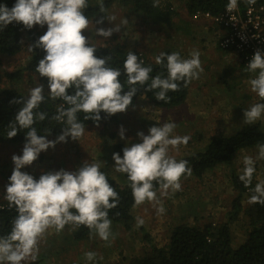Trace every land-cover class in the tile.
<instances>
[{
  "label": "clouds",
  "instance_id": "obj_1",
  "mask_svg": "<svg viewBox=\"0 0 264 264\" xmlns=\"http://www.w3.org/2000/svg\"><path fill=\"white\" fill-rule=\"evenodd\" d=\"M256 2L257 0H244L249 6ZM88 6V0H17L11 9L0 5V31L13 22L22 23L29 30L36 25H47L46 33L27 50L32 53L35 47L46 52L39 61L36 72L48 79L50 98L60 99L68 106L60 105L57 114L52 117L65 126L57 140L50 141L47 136H39L37 129L33 127L37 120L44 121L47 118V113L35 111L45 100L43 85L30 89L27 99L12 101L22 103L23 107L16 115L15 122L9 125L7 137L14 138L23 129L28 131L22 156L12 157L15 167L6 187L5 199L9 202V207H15L18 215L12 222L11 232L0 236V264H28L29 261H36L40 241L49 229L60 233L65 226H71L70 230H75L83 225L90 229L92 235L105 242H109L110 238L115 239V234L111 231L109 211L118 206L119 195L106 174L101 171V162L84 161L75 172L61 169L42 174L39 180L21 169L32 165L42 152L55 148L57 143H66L69 137L72 140L83 137L85 125L78 121V113H85L84 119L93 120L98 127L101 112L113 116L129 109L138 91L137 85L147 84L146 91H154L156 100L167 103L170 91H179L181 83L187 88L204 71L199 50H192L189 58H182L179 52H161L155 58L156 63L166 68L167 76L157 74L150 77L151 66H145L129 50L123 68L129 91L122 94L124 87L119 79L121 70L108 66L111 56L97 58V48L83 35L86 30L89 31L91 23L84 13ZM158 6L159 0H153V7ZM237 8L238 0H229L226 5L229 13ZM99 9L101 13L106 12L102 2ZM105 16L114 27L95 28V35L104 39L110 38L113 33H119L122 25L128 23L127 19H123L117 24L114 23L117 19L115 15ZM206 20L216 26L211 19ZM103 23L104 17L96 21L99 25ZM190 35L191 33H187L183 37ZM246 71L255 74L248 81L251 92L264 101V53L257 50ZM70 89H74L71 95ZM262 115L264 103H253L244 111L243 123L252 125ZM175 128L176 123L167 122L151 127L149 135L139 132L137 135L142 143L125 147L123 158L119 153H114L112 157L115 161L114 170L127 174L135 205L150 203L156 208L158 215L165 212L162 198L167 197L170 191L175 193L181 190V179L192 174L187 160H178L171 154L179 153L180 146L187 145L190 140L189 136L173 135ZM119 134L121 139H125L123 126ZM257 149L255 159L250 155L242 158L243 168L239 179L245 187H253L255 163L257 160H264V144H258ZM252 191L254 194L249 203L264 204V181L258 182ZM136 220L137 227L145 223L141 217ZM226 221L227 219L212 223ZM84 255L91 262L98 254L89 251Z\"/></svg>",
  "mask_w": 264,
  "mask_h": 264
},
{
  "label": "rangeland",
  "instance_id": "obj_2",
  "mask_svg": "<svg viewBox=\"0 0 264 264\" xmlns=\"http://www.w3.org/2000/svg\"><path fill=\"white\" fill-rule=\"evenodd\" d=\"M94 1L97 3L99 0ZM169 3L176 13L173 21H175L176 27L181 29L180 31H175L176 33L174 32L172 35V38L175 39L174 43L176 47L183 45L182 49H185L184 52L186 54L188 52L185 47L188 43L187 49L200 48L206 50L204 52L205 56L209 55L208 53L212 56L213 54L215 55V44L219 39V35L215 31V26L207 24L203 19L195 20L198 21L196 24H199V31H194L193 33L190 30L189 33L194 34L195 37H191L190 35L189 38H184L183 36H186L188 32L183 30V28H191V25L189 26L188 24L190 16L185 2L181 0H159L161 7H166ZM105 15H115L117 19L114 23L118 24L123 19H127L128 23L122 25L119 33H113L110 38L104 39L103 37L95 35V28L103 27L108 29L114 27L113 24L108 22ZM101 17H104L103 25L96 24V21ZM90 22L89 31L86 30L83 35L90 39L92 45L95 47H105L108 43H122L126 45L128 50L136 49L142 54H144L142 51H147L153 59L154 54L151 52L155 47L159 46L163 40L164 43L169 40L158 32L149 31L144 26L142 19L134 18L120 6H114L106 14ZM35 27L43 34L47 31V25L43 27L36 25ZM208 27H211L210 31ZM172 38L171 42L173 40ZM200 39L201 42H199ZM28 47L29 43L26 34H24L22 52L20 54L13 57H6L4 55L0 57V94L6 89H12L28 97L30 89L38 85H43L44 94L50 93L48 84L43 82L38 74L25 71L26 63L32 55V53L28 52ZM209 49H212V51L208 52ZM215 66H218L219 69H216L214 73L223 76L225 72L223 62H218L216 59ZM242 68L245 70L243 66ZM221 69H223L222 72H219ZM19 71L23 72L21 73ZM7 73H19L21 74V80L9 79L6 77ZM243 88V90H240L241 92H235V94H229L226 91H224V94L218 90V94H214V98L207 93L201 94V96L191 94L185 104L171 110L155 109L142 98L130 110L113 115L115 120H110V117L109 120L99 123L98 127L97 125H92L86 128L84 136L79 140H72L69 137L66 143H57L55 148H49L46 152H42L32 165L25 166L21 171L32 176H41L42 174L60 171L61 169L75 172L83 165L84 161H99L102 163V168L108 171L109 175L117 184L124 187L126 183L123 180V174L114 170L115 161L112 157L115 153V147L123 145L125 148L131 144L142 143V140L137 135L139 132L149 135V129L151 127H158L163 123L174 122L176 123V128L174 129L173 135L189 136L190 140L187 145L180 146L179 153L172 152L171 154L180 160L196 152H204V149L214 136L232 135L245 125L242 122L244 119L241 120L240 116L241 114L244 115V111L249 107L250 102H247V100H254L255 103H263L256 94L251 92L250 86L245 85ZM204 89L206 92L207 89H212V87ZM221 94L229 102L224 107L215 111L212 106L217 105L219 99H222ZM246 94L248 95V99L243 97ZM213 99H215V102L211 105L214 101ZM211 100L212 102L210 103ZM230 102H236L233 104H236L237 108L235 109L231 106L232 104ZM215 113L219 115L218 118L222 115L226 121H219L222 124L216 123L217 121L214 123L211 120L208 121L207 117L210 115L215 116ZM262 117L255 123L261 122L264 129V115ZM121 126L125 129V139L120 138ZM59 136H53L47 139L56 141ZM24 145L25 143L12 144L5 140H0L1 207L9 205L5 196L6 187L10 182V177L15 167L12 157L14 155L22 156ZM245 155H250L255 159L258 155V149L242 151L236 155L235 163L239 164V166H233L236 174H242V158ZM255 168L256 171L252 180L253 187H249V192L255 188L258 182L264 181V160H257ZM224 171L226 173L222 174V179L224 178L225 180L215 185V187H211L208 181L202 182L200 186L193 178L191 180L186 177L182 178L181 190L174 193H178L174 196V199L170 192L167 197H164L163 206L168 211L161 215H158L156 208L147 202L140 206L135 205L132 209V215L135 219L132 229L126 232L122 226H111V231L115 234V239L110 238L109 242H105L95 235L89 240L75 242L73 238L71 239L72 233L69 232L70 230H68L67 226L60 233H57L55 229H49L39 244L40 251L38 256L42 257V259H40L38 264H129L131 260L141 258L153 246L162 248L169 245L171 231L180 223L187 222L201 226L202 223L200 221L203 220L206 221L204 223L216 222V220L222 222L221 220L228 219V214L232 206V195L237 194L235 190L232 189L234 192L232 193L230 189L232 185L230 178H228L230 175L228 168H224ZM188 189L194 190L196 195L193 196L192 200H188L187 202L181 201L180 195H184L185 199ZM249 200L250 198L246 195L242 201L244 208L250 205ZM213 208H215L218 216L215 212H211ZM150 211L152 218L149 217ZM182 215H186L184 219ZM137 217H141L145 221L142 225L145 232L141 230V226L137 227ZM196 219L198 221H195ZM171 220L173 221L170 223L169 221ZM230 228L233 237V247L238 248L244 242L248 230L244 215H240L239 220L232 224ZM147 234L150 235V241L145 240V235ZM89 251L98 254L94 261L90 262L85 259L84 254ZM31 262L29 261L28 264Z\"/></svg>",
  "mask_w": 264,
  "mask_h": 264
},
{
  "label": "trees",
  "instance_id": "obj_3",
  "mask_svg": "<svg viewBox=\"0 0 264 264\" xmlns=\"http://www.w3.org/2000/svg\"><path fill=\"white\" fill-rule=\"evenodd\" d=\"M181 1L185 2L188 14L191 17L198 13L218 17L226 10V5L229 2V0ZM101 2L106 8L105 13L100 12L99 5ZM16 3L17 0H0V5H6L9 9ZM256 3L264 5V0H257ZM88 4L89 6L84 10V13L89 21L96 20L101 15L106 14L114 6H120L134 18L142 19L144 26L149 31L158 32L169 39L166 43L163 40L159 46L155 47L151 52L154 54L153 59L147 51H142L144 53L142 54L136 49L131 50L139 57V60L144 62L145 66H151L152 72L150 73V77H155L157 74L167 76L166 68L161 64H157L155 58L161 52L166 54L177 52L176 45L173 41L171 42V38L175 31H180L181 29L176 27L175 21H173L176 13L170 3L166 7H161L160 5L153 7V0H99L97 3L94 0H88ZM238 4L241 9L248 6L244 3V0H238ZM183 30L189 34V28H183ZM24 34H26L29 46H34L39 38L44 35L35 26L29 30L22 23L13 22L6 29L0 31V57L3 55L13 57L20 54L22 52ZM96 48L95 55L97 58L111 56L108 66L121 70L122 74L119 79L124 87L122 94L129 91L126 83L127 76L123 72L124 61L129 51L126 45L122 43H108L105 47ZM158 49L160 51L159 53ZM45 55L46 52L43 49L34 47L32 55L26 63L25 71L38 74L40 79L48 84V79L41 77L36 72L39 61ZM164 63L166 64V61ZM19 72L22 73L23 71ZM224 73L227 74V71ZM20 76L21 74L19 73L6 74L7 78L17 81L21 80ZM147 86V84L144 86H136L138 87V91L133 97L132 104L128 110L134 107L142 98L155 109L171 110L185 104L191 89V83L187 88L181 83L179 91H170L168 93L170 100L165 103L155 99L154 91H146ZM73 93L74 89H70L69 94L71 95ZM49 94H44V102L35 110L47 113V118L44 121L37 120L33 125L37 129L39 136H47V138L59 136L63 133L65 125L53 120L52 117L57 114V109L60 105L63 104L64 107H68L60 99L52 100ZM0 96V140H5L12 144L26 143V132L28 129L18 131L17 136L11 139L7 137L6 133L9 125L15 122L16 115L23 107L22 103H12V101L21 100L22 98L27 99L28 97L12 89H6ZM85 115L83 112L77 114L78 121L85 125V129L96 125L91 119L85 120ZM100 115V123L109 120L110 117V120H115L114 116H108L104 112H101ZM258 144H264V129L261 122L252 125L245 124L232 135L214 136L209 141L204 152H196L188 157L182 158L188 161V167L192 169L191 176L185 177L195 179L200 186L202 182L208 181L210 186L213 187V181L216 177L226 173V171L222 170L223 167L221 168V166L224 165L225 168H228L230 172L228 178H230L232 189L237 192V194L232 195V206L228 214V219L224 223L214 224L207 222L201 226L187 222L180 223L171 231L169 245L162 248L153 246L141 258L133 259L129 264H264V204L250 203L247 208L243 207L242 201L244 197L247 195L250 198L254 193L253 191H248L250 188L245 187L244 183L240 181V174H236V170L233 167V161L237 154L244 150L257 149ZM123 149V145L115 147V153H119L121 158H123ZM101 171L106 174L109 183L119 195L118 206L109 211V219L112 221V226H122L126 232H129L132 229L133 221H135L132 215L135 201L129 186L130 181L128 180L127 174H123V180L126 184L122 187L117 184L105 168H101ZM33 177L36 180L40 178V176ZM156 187L158 188V185ZM180 196L182 197V195ZM167 211L168 209L165 210V213ZM17 215L18 213L15 207H9V205L0 206V236L7 235L11 232L12 222ZM240 215H244V218H246L248 230L244 242L238 248H234L230 226L239 220ZM185 216H183V219ZM70 227L67 226L68 230H70ZM141 230L145 232L143 226H141ZM69 232L72 233L71 239L73 238L75 242H83L93 236L90 229L83 225ZM145 236V240L150 241V235L147 234ZM40 259L42 257L38 256V261L31 262L30 264H38Z\"/></svg>",
  "mask_w": 264,
  "mask_h": 264
},
{
  "label": "crops",
  "instance_id": "obj_4",
  "mask_svg": "<svg viewBox=\"0 0 264 264\" xmlns=\"http://www.w3.org/2000/svg\"><path fill=\"white\" fill-rule=\"evenodd\" d=\"M189 19H190V21H188L189 26L191 25V28H189V32H190V30L193 31V33H194V31H199V27H198L199 24H196V22H198V21H195L196 19H194L192 17H190ZM203 20H205L207 22V24H211L206 19H203ZM211 25H213V24H211ZM210 29H211V27H208L209 31H210ZM215 31H216L217 35H219V33H221V31L219 32V29L216 26H215ZM197 33L199 34V32H197ZM191 37H195L194 34H192ZM184 38H189V37H184ZM172 41L175 42V39H173ZM199 42H201V39H200ZM187 45H188V43H187ZM187 45H186L185 48H186V51L188 53L185 54V52H184L185 49H182L183 45H178L180 47H176L177 48V52L180 53L182 58H189V54H190V52L192 50H199V52L201 53V56H200L201 65H202V67L204 69L203 73L200 75V78L198 80H193L191 82V89H190V93H189L188 97L191 94H195V95L197 94V95L201 96V94L207 93V94L212 95V97L214 98V94H218V90L221 93H224V91H226V93H229V94H233L234 93L235 94V92H241L240 90H243L244 89L243 87L245 85L250 86L248 81L250 79L254 78L255 74L249 73L248 71H246V69L244 70L242 68V64L240 63L239 59L236 56L230 55L229 53H224L223 51L219 50L217 47L214 50L215 55L212 53L213 54V56H212V55H210V53H208L209 55L205 56L204 52L206 50H203V49H200V48H195V49H190L189 48V49H187ZM210 51H212V49L208 50V52H210ZM203 56H205V57H203ZM216 59L218 60V62L219 61L223 62L224 71H227V74L224 73L223 76H220V74L214 73L216 71V69H219L218 66H215ZM222 70L223 69L219 70V72H222ZM228 70H229V73H228ZM211 74H212V77H211ZM210 87H212V89H207V91L205 92L204 88H210ZM221 95H222V99H219L218 103L216 102L217 105L215 104V105L212 106L213 110H215V111H217L218 109L224 107L229 102V101L227 102L228 99H225L223 97V94H221ZM243 97L245 99H248V95L247 94L243 95ZM217 98H219V97H217ZM223 99H225V100L223 101ZM213 100H214L213 102H212V100L210 101V103L212 102L211 105L215 102V99H213ZM247 102H250L249 107L253 103H255L254 100L253 101L247 100ZM233 103H236V102H230V104H232L231 106H233L236 109L237 105L236 104L234 105ZM220 116L221 117L218 118L219 115L215 113V116L214 115L213 116L212 115L208 116L207 120L208 121L211 120L212 123H214L215 121H217L216 123H220L219 121H226L225 118L222 117V115H220ZM240 119L241 120L244 119V115L243 114H241ZM262 119H263V117H262ZM220 124H222V123H220ZM233 164H234L235 167L239 166V164H236L235 162ZM221 168L224 171V168H225L224 165H222ZM189 179L191 180V178H189ZM223 180H225V179L224 178L222 179V175H220V177H216V179L213 181V185H214L213 187H215V185H218L219 183H222ZM211 183H212V179H211ZM232 188L233 187H231L230 189H231V191L233 193ZM179 191H177V192H179ZM187 191L188 192L185 195V199H184V195H182V197L180 196L181 201L187 202L188 200H192L193 196L196 195V192H194V190H189L188 189ZM170 194H171V196L174 199V196H176L178 193L174 194V193H172L170 191ZM162 203H164V198H162ZM150 205H152V204H150ZM211 212L212 213L215 212V214L217 215V213L215 211V208H213V210H211ZM149 217L152 218L151 211H150ZM172 221L173 220H171L169 222L171 223ZM195 221H198V220L196 219ZM221 221H223V220H221ZM204 222H206V221H204V220L200 221V223H202L201 225H203ZM216 222H220V221L216 220Z\"/></svg>",
  "mask_w": 264,
  "mask_h": 264
},
{
  "label": "built area",
  "instance_id": "obj_5",
  "mask_svg": "<svg viewBox=\"0 0 264 264\" xmlns=\"http://www.w3.org/2000/svg\"><path fill=\"white\" fill-rule=\"evenodd\" d=\"M203 17L211 19L222 33L216 47L236 56L245 69L257 50L264 53V5L256 3L241 9L238 4L232 13L225 10L218 17L198 13L194 19Z\"/></svg>",
  "mask_w": 264,
  "mask_h": 264
}]
</instances>
